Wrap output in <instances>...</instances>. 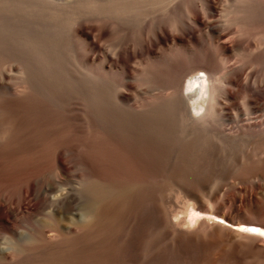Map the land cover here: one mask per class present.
<instances>
[{
	"label": "bare ground",
	"instance_id": "bare-ground-1",
	"mask_svg": "<svg viewBox=\"0 0 264 264\" xmlns=\"http://www.w3.org/2000/svg\"><path fill=\"white\" fill-rule=\"evenodd\" d=\"M242 228L264 0H0V264H264Z\"/></svg>",
	"mask_w": 264,
	"mask_h": 264
},
{
	"label": "rangeland",
	"instance_id": "rangeland-1",
	"mask_svg": "<svg viewBox=\"0 0 264 264\" xmlns=\"http://www.w3.org/2000/svg\"><path fill=\"white\" fill-rule=\"evenodd\" d=\"M58 114H59V116L60 117H63L64 116V113H63V111H61L60 110V112H58ZM69 166H70V164H69ZM71 170V169H70ZM165 174H163L162 176H160L159 177V179L161 180V184L162 183H164L165 181L164 180H166L167 179V175L166 176H164ZM164 176V177H163ZM63 178L64 179H67L64 175H63ZM78 178H76V177H70V180L69 179H67V180H69L70 181V184L72 183V185H74L76 182H74V181H76ZM72 181V182H71ZM164 181V182H163ZM230 181H232V182H230ZM228 180V183L229 184H227L226 185V188H227V190L230 192V194H239V193H241V191H242V189H243V187L246 185V184H248L249 182H247V183H244V186H243V183H240V184H238L239 182H236V181H233V180ZM74 183V184H73ZM232 184V185H231ZM231 192H233V193H231ZM243 192V191H242ZM168 194H178L177 192H174V190L173 191H169L168 192ZM242 194V193H241ZM172 197H173V195H172ZM175 199H177V202H178V199H180V198H175L174 197V199H173V201H175ZM33 203H34V200H33V198L31 197V196H29V197H27L25 200H24V203L22 204L23 205V208H22V210L25 212V211H27V209L29 208V207H31L32 205H33ZM28 207V208H27Z\"/></svg>",
	"mask_w": 264,
	"mask_h": 264
},
{
	"label": "snow or ice",
	"instance_id": "snow-or-ice-1",
	"mask_svg": "<svg viewBox=\"0 0 264 264\" xmlns=\"http://www.w3.org/2000/svg\"><path fill=\"white\" fill-rule=\"evenodd\" d=\"M242 231H251V232H260L259 229L256 228H242ZM261 235H264V232H260Z\"/></svg>",
	"mask_w": 264,
	"mask_h": 264
}]
</instances>
